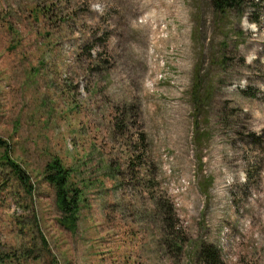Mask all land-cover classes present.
I'll use <instances>...</instances> for the list:
<instances>
[{
  "label": "rangeland",
  "instance_id": "374dc122",
  "mask_svg": "<svg viewBox=\"0 0 264 264\" xmlns=\"http://www.w3.org/2000/svg\"><path fill=\"white\" fill-rule=\"evenodd\" d=\"M0 138L7 264H264V0H0Z\"/></svg>",
  "mask_w": 264,
  "mask_h": 264
},
{
  "label": "trees",
  "instance_id": "16d2710c",
  "mask_svg": "<svg viewBox=\"0 0 264 264\" xmlns=\"http://www.w3.org/2000/svg\"><path fill=\"white\" fill-rule=\"evenodd\" d=\"M212 3L217 11H227L237 6L241 7L242 0H212ZM200 83H202V79L198 78L193 88L200 89ZM199 101L202 103L205 99L199 97ZM201 103L197 105L200 106ZM0 145L5 148L3 157L6 158L7 164L12 167L13 172L18 176L20 182H22L25 188L32 192L33 187L30 184L29 176H27L20 164L11 159L9 155V145L2 138H0ZM68 172L69 170L63 166L61 160L55 159L47 165L46 179L56 189L57 204L65 214V221L71 223L72 226H76L78 194L76 192L72 195L70 194V191L73 190V188L68 183ZM200 252L202 254L201 256H204L207 259L215 260L217 258V261L220 259L218 250L216 251L212 246L207 247L206 245H203ZM17 256V253L12 252H8L7 255L0 253V264H7V260H13Z\"/></svg>",
  "mask_w": 264,
  "mask_h": 264
}]
</instances>
